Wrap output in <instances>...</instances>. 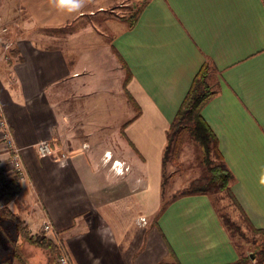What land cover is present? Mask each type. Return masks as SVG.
I'll return each mask as SVG.
<instances>
[{
  "label": "crops",
  "instance_id": "1",
  "mask_svg": "<svg viewBox=\"0 0 264 264\" xmlns=\"http://www.w3.org/2000/svg\"><path fill=\"white\" fill-rule=\"evenodd\" d=\"M115 1L77 10L76 0H0L11 40L0 49V102L21 148L19 218L29 230L48 220L69 264H237L243 246L213 193L173 191L161 209L162 156L206 65L216 91L201 115L235 207L264 242V0H141L132 24L104 21L107 40L86 14ZM66 25L65 37L41 31ZM43 140L52 155L38 154Z\"/></svg>",
  "mask_w": 264,
  "mask_h": 264
},
{
  "label": "rangeland",
  "instance_id": "2",
  "mask_svg": "<svg viewBox=\"0 0 264 264\" xmlns=\"http://www.w3.org/2000/svg\"><path fill=\"white\" fill-rule=\"evenodd\" d=\"M99 1L101 2V0ZM140 5L141 0H119L103 10L96 11L95 16L90 14H86V16L97 17V20L100 21L99 30L102 31L100 35L110 40L112 31L106 28L104 21L106 19L121 18V16H123V21L127 24ZM86 16L82 17L83 21L87 20L85 19ZM70 27L71 25H66L58 30L52 28L47 30L43 29L41 31H50L61 35V37H65L69 31H72ZM211 157L215 162L218 161L213 154ZM6 158V154L0 144V168H2L5 178L14 180V183L16 182L19 184L17 180L7 173L9 164ZM201 159L202 154L199 146L189 136L185 135L179 145L176 155L169 154L163 168V202L173 191L174 195L178 194V192L185 188L192 179L201 177L206 173V167L203 165ZM19 191L20 186L18 190L13 188L10 192L12 198L6 203L0 198V208H7L15 215L21 214V216H18L20 221L19 226L27 228L26 223L19 218L25 213L21 210L24 207L23 202L25 200L23 198V202L21 201ZM213 198L218 212L223 214L224 218H227V227L232 237L243 246L242 255L240 257L243 258V260L237 264H259L261 251L264 250L263 237L249 228L243 215L235 207L233 199L228 191L214 192ZM38 228L36 230H26L33 238H45L53 242L48 232L41 233V231H38ZM19 231L21 230L15 226L10 218L0 217V260H2L3 263L43 264L49 258L47 261L48 264H57L56 255H50L44 247L23 238L19 234Z\"/></svg>",
  "mask_w": 264,
  "mask_h": 264
},
{
  "label": "trees",
  "instance_id": "3",
  "mask_svg": "<svg viewBox=\"0 0 264 264\" xmlns=\"http://www.w3.org/2000/svg\"><path fill=\"white\" fill-rule=\"evenodd\" d=\"M134 19L135 14L132 15L129 21L130 24H132ZM209 79L210 70L208 66L204 65L194 75L166 131V143L162 156L163 168L168 155H176L179 145L185 135L189 136L199 146L202 154L201 160L206 167V173L204 175L192 179L185 188L178 192V194L188 192L214 193L217 191L229 190L228 183L231 178V173L221 162L216 138L201 115V107L216 91ZM212 154L218 159L217 162L211 157ZM0 183V198L6 203L12 198L10 194L11 190L13 188L18 190L19 184L16 182L14 183V180L5 178L2 168H0ZM164 205L165 202L161 204V209ZM0 217L10 218L15 226L21 230L19 234L23 238L44 247L50 255L57 254V246L55 243L49 239H38L30 236L26 230L28 228L19 226L20 221L18 216L10 212L7 208H0ZM224 222L227 226V218L224 219ZM242 260L243 258H239L236 263H240ZM263 263L264 250L261 251L259 261V264ZM157 264H164V262H158Z\"/></svg>",
  "mask_w": 264,
  "mask_h": 264
},
{
  "label": "built area",
  "instance_id": "4",
  "mask_svg": "<svg viewBox=\"0 0 264 264\" xmlns=\"http://www.w3.org/2000/svg\"><path fill=\"white\" fill-rule=\"evenodd\" d=\"M11 48V40L9 37V31L6 25L2 22V18L0 16V49L3 52H7ZM0 144L1 147L6 154V161L9 164V168L7 169V173L12 176L15 180L19 181L22 177L23 173V164L21 160V148L16 145L14 142L13 136L8 128L7 120L3 113L2 105L0 102ZM36 150L39 155H52L53 151L50 148V145L46 141H40L36 144ZM114 163H120L118 161H114ZM118 170H122L119 168ZM117 170V171H118ZM141 223H145L144 217L139 218ZM52 225L48 220H44L40 223L38 231L41 233H49L52 232ZM57 246V254H56V262L57 264H69L68 258L66 254L61 250V248Z\"/></svg>",
  "mask_w": 264,
  "mask_h": 264
},
{
  "label": "clouds",
  "instance_id": "5",
  "mask_svg": "<svg viewBox=\"0 0 264 264\" xmlns=\"http://www.w3.org/2000/svg\"><path fill=\"white\" fill-rule=\"evenodd\" d=\"M50 2L56 6V7H60V6H64L66 4L69 3V0H50ZM85 4V0H76V3L74 4V8H76L77 10L81 7H83Z\"/></svg>",
  "mask_w": 264,
  "mask_h": 264
}]
</instances>
